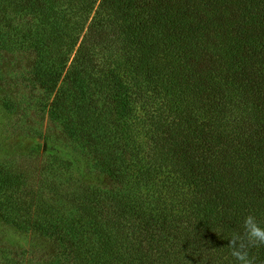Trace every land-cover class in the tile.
<instances>
[{
	"label": "trees",
	"instance_id": "16d2710c",
	"mask_svg": "<svg viewBox=\"0 0 264 264\" xmlns=\"http://www.w3.org/2000/svg\"><path fill=\"white\" fill-rule=\"evenodd\" d=\"M0 50L33 54L49 119L110 181L54 152L38 185L0 167L5 222L55 244L34 264H238L230 236L264 226V0H0Z\"/></svg>",
	"mask_w": 264,
	"mask_h": 264
},
{
	"label": "rangeland",
	"instance_id": "374dc122",
	"mask_svg": "<svg viewBox=\"0 0 264 264\" xmlns=\"http://www.w3.org/2000/svg\"><path fill=\"white\" fill-rule=\"evenodd\" d=\"M32 60L29 51L0 50V167H13L19 176L27 175L28 184L38 185L53 155L48 152H54L65 159V166H76L71 175L89 184L109 185V179L94 170L88 156L49 119L50 98L31 79ZM55 250L51 240L19 231L0 212V264L38 263Z\"/></svg>",
	"mask_w": 264,
	"mask_h": 264
},
{
	"label": "clouds",
	"instance_id": "9594fccd",
	"mask_svg": "<svg viewBox=\"0 0 264 264\" xmlns=\"http://www.w3.org/2000/svg\"><path fill=\"white\" fill-rule=\"evenodd\" d=\"M242 232H234L228 239V248L238 264H255L250 249L264 245V226L254 214L243 219Z\"/></svg>",
	"mask_w": 264,
	"mask_h": 264
}]
</instances>
